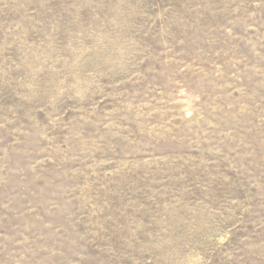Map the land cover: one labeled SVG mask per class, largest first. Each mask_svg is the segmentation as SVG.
<instances>
[{
    "label": "rangeland",
    "instance_id": "rangeland-1",
    "mask_svg": "<svg viewBox=\"0 0 264 264\" xmlns=\"http://www.w3.org/2000/svg\"><path fill=\"white\" fill-rule=\"evenodd\" d=\"M0 264H264V0H0Z\"/></svg>",
    "mask_w": 264,
    "mask_h": 264
}]
</instances>
